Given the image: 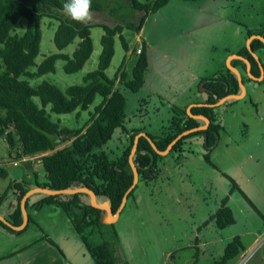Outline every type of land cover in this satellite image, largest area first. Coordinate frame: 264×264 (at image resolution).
Returning a JSON list of instances; mask_svg holds the SVG:
<instances>
[{"label":"rangeland","instance_id":"obj_1","mask_svg":"<svg viewBox=\"0 0 264 264\" xmlns=\"http://www.w3.org/2000/svg\"><path fill=\"white\" fill-rule=\"evenodd\" d=\"M108 9H113V13L107 10L92 13L93 19L86 23L111 26L123 19L125 23L136 24L140 18V14L131 16L128 7L121 2L111 1ZM56 24L46 18L40 21L39 50L34 59L35 65L27 69L28 73L35 72V66L44 57L54 53L70 56L75 49L76 38L59 52L54 48L52 35ZM24 26V20L19 19L10 35H21ZM260 26H264V0H170L169 4L148 16L139 34L144 40L147 58L143 85L135 93L119 90L125 100L124 129L127 132L141 129V133L151 137L159 136L174 116L173 110L186 113L194 104H190L191 100L205 99L197 86L198 80L210 78L218 69H224L226 58L234 54L232 51L246 46L245 29ZM89 31L92 52L80 70L65 74L62 71L63 62L58 60L52 73L20 79L26 80L31 87L47 82L60 92L72 85H82L83 76L95 69L100 52L102 30L92 27ZM121 35L128 51L123 52L118 39H114V53L104 72L109 79L114 76L123 57L121 70L129 77L135 60L133 51L140 40L129 30H123ZM255 55L262 68V78L252 80L237 67L244 79L243 97L228 99L214 107L221 130L218 142L209 155L213 167L202 159L201 139L191 137L181 147L180 160H175L178 154L162 156L157 163L155 180L147 186L137 180L132 197L125 201L113 223L119 249L129 264H213L234 237L241 242L242 253L249 256L247 264H264V50ZM32 102L40 107L37 98H32ZM98 102L99 98L95 97L87 111L91 112ZM87 111L79 112L75 120L77 111L53 114L48 106L45 107V115L52 123L68 129L84 126L88 120ZM125 144V134L114 130L101 151L114 158ZM37 160L34 157L13 166L7 158V146L0 138V167L6 171V177L0 178V195L4 194L0 213L5 215L15 207L14 197L10 192L5 194L10 183L24 180L32 185L34 179L37 183L44 182L40 166L34 165ZM226 177L233 181L251 206L237 191L229 193L230 184ZM43 196L42 193L28 196L26 214L37 222V226L55 231L58 236L66 235L61 230L64 219L58 222L51 216V212H61L59 209L42 206L35 210L31 207ZM222 198H227L234 224L217 230L210 216ZM96 202L102 203L100 198H96ZM34 222L26 224V234L33 230ZM67 230L70 231V228L67 227ZM73 234L71 236H75ZM253 238L255 242L249 245L248 241ZM74 241L80 244L85 264H92L78 237ZM69 246L65 244L63 250L66 251ZM79 258L75 256L73 260L78 261ZM236 259L227 264H235Z\"/></svg>","mask_w":264,"mask_h":264},{"label":"trees","instance_id":"obj_2","mask_svg":"<svg viewBox=\"0 0 264 264\" xmlns=\"http://www.w3.org/2000/svg\"><path fill=\"white\" fill-rule=\"evenodd\" d=\"M111 1L123 3L128 7V13L131 16L140 14L137 23L128 24L123 19L119 20L121 23L111 26L101 23H77L64 11L63 5L67 0H0V138L7 146V158L13 166L17 162L25 163L37 157L38 160L34 165L40 166L44 178L43 183H37L34 179L31 185L20 180L13 181L6 187L5 194L10 192L15 201L13 213L7 219L14 226L21 223L19 200L32 187L50 190L83 187L92 192L96 198H100L101 202H106L114 213L124 192L131 184L132 172L127 157L134 136L142 130L132 129L127 132L124 129L125 100L119 90L124 89L135 93L142 87L147 70L145 47L139 46L134 49L135 60L129 77L121 70L124 57L111 79L107 78L104 72L114 53V39L117 38L123 52H127L128 47L121 35L122 31L129 30L137 34L145 19L156 13L170 0H92V13H100L103 10L113 13V9H108ZM43 18L57 23L53 31L52 43L58 52L75 38L78 39V43L70 56L61 53L48 55L35 66V72L28 73L27 69L35 65L34 59L38 54L41 38L39 26ZM19 19L25 22L24 31L19 36L10 35ZM92 27H99L102 30L99 38L100 52L95 69L83 76L82 85H72L64 92H60L47 82L31 87L26 80L20 79L52 73L54 63L58 60L63 62L62 71L65 74L80 70L92 52L89 31ZM250 35H258L264 39V26L251 30L245 29V37L248 38ZM137 49L138 53H136ZM249 49L256 54L264 50V45L253 39L249 43ZM236 55L250 62L249 73L253 77L259 76L258 65L245 47L241 48ZM229 64L245 71V65L240 60H231ZM242 81L244 79L241 78ZM197 86L205 95L202 102L204 104H213L226 95L239 92L234 75L226 67L210 78H200ZM95 97L99 98V102L93 106L91 112L87 111ZM32 98L38 99L40 107L32 102ZM46 106L53 114H70L77 111L75 120L78 119L79 112L87 111V123L78 129L61 128L45 115ZM188 112L191 115L205 117L209 123L204 130L180 137L171 146L168 154H178L175 160H180L184 142L191 137H197L201 139L203 161L213 167L209 155L218 142V134L221 130L214 108L194 106ZM173 113L174 116L169 120L167 128L159 136L151 137L146 134L157 151H164L177 135L203 123L190 118L183 110H173ZM114 130L125 134L126 144L118 156L109 158L105 152L101 151V148L110 139ZM62 144L64 145L61 148H57ZM161 159L162 156L152 151L145 138H138L131 160L137 171L138 180L145 186L155 180L158 174L157 163ZM5 177L6 171L0 167V178ZM226 179L230 184L229 193L237 191L251 206L233 181L227 177ZM134 189L135 186L127 194L126 200L132 197ZM3 198L4 194L0 195V202ZM42 206H53L63 213L92 264H129L119 249L118 236L113 223L108 224L102 221L105 212L92 207L86 193L44 195L31 204L35 210ZM27 219V224L33 223L28 215ZM210 219L217 230L234 224L233 213L227 205V198L220 200ZM25 227L19 231H13L0 224L2 230L14 235L21 234ZM41 240L54 247L43 234ZM54 248L58 251L56 247ZM242 248L239 239L232 238L225 245L221 257L213 264H227L242 253Z\"/></svg>","mask_w":264,"mask_h":264},{"label":"crops","instance_id":"obj_3","mask_svg":"<svg viewBox=\"0 0 264 264\" xmlns=\"http://www.w3.org/2000/svg\"><path fill=\"white\" fill-rule=\"evenodd\" d=\"M169 3L170 1H168L167 4ZM141 29L136 34V38L140 40L138 47H145L144 40H141L139 37V34L142 31ZM147 46L149 45L147 44ZM240 49L232 52L236 54ZM223 70L224 69H218L217 72H221ZM195 80H198V78H195ZM203 99L204 97L202 98V100ZM202 100H198L196 98L195 100H191L190 104L202 103ZM13 210L11 212H7L5 215L4 213H0V216L3 218L5 217V219H8V216L13 213ZM59 213L51 212V216L54 218L55 221L58 222L61 219H64L63 226L61 225V230L63 229L62 231L63 233H66V235L61 234L58 236L55 231L46 230L42 227H39L37 226V222L34 221L33 222L35 224V227L32 226L33 230H30L29 234H26L27 228L19 235L8 234L0 228V264H85V258L79 250L80 244L74 241V238L77 236H71L73 234V231L71 230L66 217L63 215L62 212ZM67 227L70 228L71 232L67 230ZM42 234L47 239H49L50 242H52L54 247H56L59 252L54 247L50 246V244H48L46 241L41 240ZM248 242H250L249 245L253 244L255 242V238ZM65 244L70 245L69 247H66V251L63 250ZM68 255L73 257V259L75 256H79L80 258L78 259V261H74Z\"/></svg>","mask_w":264,"mask_h":264},{"label":"water","instance_id":"obj_4","mask_svg":"<svg viewBox=\"0 0 264 264\" xmlns=\"http://www.w3.org/2000/svg\"><path fill=\"white\" fill-rule=\"evenodd\" d=\"M253 39H256L258 40L259 42H261L263 45H264V39L258 35H250L248 38H246V42H245V48L248 52V54L251 56V58L253 59V61H255L258 65V68H259V76L258 77H253L250 73H249V68H250V62L243 58L242 56H239V55H236V54H233V55H230L228 56L227 60H226V68L227 70H229L235 77L236 79V82H237V85H238V89H239V92L236 93V94H230V95H226L222 98H220L219 100H217L215 103L213 104H193L191 105L187 110H186V114L192 118V119H195V120H200L203 122V125L201 126H197L195 128H192V129H189V130H186L182 133H180L179 135H177L175 138H173L171 140V142L167 145V147L165 148L164 151H157L156 147L153 145L152 141L150 140V138H148L146 136V134L144 133H138L134 136L133 138V142H132V146H131V149L129 151V154H128V157H127V161H128V164H129V167L131 169V172H132V181H131V184L130 186L128 187V189L124 192L122 198H121V201L117 207V209L115 210L114 213L111 212L109 206L107 205L106 202H102L101 204L100 203H97L96 202V197L95 195L88 191L87 189L81 187V188H68V189H62V190H50V189H47V188H40V187H32L30 189H28L23 195L22 197L20 198L19 200V210H20V214H21V223L18 225V226H14L11 224V222H9L7 219L3 218L0 216V224L1 225H4L10 229H12L13 231H19L21 229H23L26 224H27V214H26V210H25V201L26 199L28 198V196L32 193H42L44 195H47V196H52V195H57V194H74V193H86L88 195V198H89V203L92 207L96 208V209H99V210H102L105 212V217L104 219L102 220L104 223H108V224H112L114 223L124 204H125V201H126V198H127V194L131 191L132 188H134L137 180H138V174H137V171L132 163V156L136 150V146H137V140L139 137H143L146 139V141L149 143L151 149L153 152H155L156 154H158L159 156H163L165 154H167L169 151H170V148L171 146L182 136H185L189 133H193V132H196V131H201V130H204L206 129L209 121L208 119H206L205 117L201 116V115H191L189 114L188 110L191 108V107H194V106H197V107H206V108H214V107H217L219 105H221L222 103H224L226 100L228 99H239L241 97H243L244 93H245V90H244V87L242 85V82H241V76H240V73L239 71L231 66L229 64V62L233 59H237V60H240L243 62V64L245 65V73L246 75L248 76V78L252 79V80H255V81H258L262 78V68L261 66L259 65V62H258V59L255 55V53H253L250 49H249V43L251 40Z\"/></svg>","mask_w":264,"mask_h":264},{"label":"clouds","instance_id":"obj_5","mask_svg":"<svg viewBox=\"0 0 264 264\" xmlns=\"http://www.w3.org/2000/svg\"><path fill=\"white\" fill-rule=\"evenodd\" d=\"M91 3L92 0H67L63 8L73 21L85 23L93 19Z\"/></svg>","mask_w":264,"mask_h":264},{"label":"built area","instance_id":"obj_6","mask_svg":"<svg viewBox=\"0 0 264 264\" xmlns=\"http://www.w3.org/2000/svg\"><path fill=\"white\" fill-rule=\"evenodd\" d=\"M138 52H139V50L137 49L136 53H138ZM254 251H255V249H254ZM248 259H249V256H246L245 252H243L237 257L235 264H247Z\"/></svg>","mask_w":264,"mask_h":264},{"label":"flooded vegetation","instance_id":"obj_7","mask_svg":"<svg viewBox=\"0 0 264 264\" xmlns=\"http://www.w3.org/2000/svg\"><path fill=\"white\" fill-rule=\"evenodd\" d=\"M202 124V123H201Z\"/></svg>","mask_w":264,"mask_h":264}]
</instances>
